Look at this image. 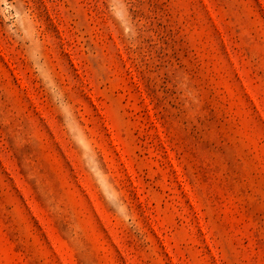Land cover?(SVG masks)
Instances as JSON below:
<instances>
[{"label":"rangeland","instance_id":"1","mask_svg":"<svg viewBox=\"0 0 264 264\" xmlns=\"http://www.w3.org/2000/svg\"><path fill=\"white\" fill-rule=\"evenodd\" d=\"M0 264H264V0H0Z\"/></svg>","mask_w":264,"mask_h":264}]
</instances>
